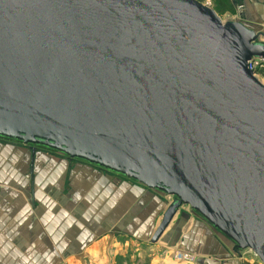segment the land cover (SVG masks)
<instances>
[{
  "label": "water",
  "instance_id": "95a60500",
  "mask_svg": "<svg viewBox=\"0 0 264 264\" xmlns=\"http://www.w3.org/2000/svg\"><path fill=\"white\" fill-rule=\"evenodd\" d=\"M243 12L0 0V140L170 198L151 245L187 208L264 264V85L248 69L264 30Z\"/></svg>",
  "mask_w": 264,
  "mask_h": 264
},
{
  "label": "crops",
  "instance_id": "0c3cea01",
  "mask_svg": "<svg viewBox=\"0 0 264 264\" xmlns=\"http://www.w3.org/2000/svg\"><path fill=\"white\" fill-rule=\"evenodd\" d=\"M231 6L236 13L242 7L254 22L264 17L262 2L231 0ZM2 144L0 153L12 154L2 160L13 166L0 174V264H189L175 261V251L193 255L190 264H261L248 252H235L187 208L151 245L160 221L149 227L162 197L90 166L85 174L67 166L65 174H38L33 167L40 154Z\"/></svg>",
  "mask_w": 264,
  "mask_h": 264
},
{
  "label": "rangeland",
  "instance_id": "374dc122",
  "mask_svg": "<svg viewBox=\"0 0 264 264\" xmlns=\"http://www.w3.org/2000/svg\"><path fill=\"white\" fill-rule=\"evenodd\" d=\"M197 1L208 6L211 9H213L215 11V13L218 14V16L221 18V20L223 22H227L228 20H241L239 17V14L236 13V9H234L231 6V0H197ZM255 20H256L255 23L251 22V23H248V25L250 27H254L255 29H257V27H258L259 29H261L263 31L264 25H262V23H260L259 19L255 18ZM261 41L264 43V37L261 38ZM258 74H259L258 80L260 82H262V84L264 85V69L260 70V72ZM4 142L6 143V145L11 144L8 141H4ZM7 146H10V145H7ZM19 148H22V147H19ZM35 152L40 154V155H37V158H39L38 164L36 163V165L33 167V171H36L38 174H65L64 172L67 171V170H65L67 167H69L68 172L72 170V174L73 173L74 174H85L82 171H85L84 170L85 167L88 166V165H86L84 163H80V162L66 161L61 155H58L56 153H53V152H50V151H47L44 149H36ZM20 153L22 155H24L21 151H20ZM8 155H12V154L8 153V152L0 153V161H1L0 162V174H4V172H3L4 167H8L11 169V167L13 166V164L11 165V164L5 163L4 160H2L3 157L7 158ZM19 155L15 152V154L13 156L16 159H18L20 157L23 160V157L21 155L20 156ZM59 159L64 160L63 162H67L68 165L63 164V162H58ZM82 166H84V168H82ZM96 171L100 174H105L102 171H99V170H96ZM115 181L117 183H120V180L118 178ZM163 200H164L163 204H160L158 206V208L156 209L155 214H154L155 216L151 220V226L149 227L150 230L151 229L153 230L155 228L157 223L160 221L161 216H162L165 208L171 202V199L168 197H163ZM148 217H150V214H148ZM133 242H135V241L133 240ZM248 253H250V255L252 254L250 251Z\"/></svg>",
  "mask_w": 264,
  "mask_h": 264
},
{
  "label": "built area",
  "instance_id": "2783aa9c",
  "mask_svg": "<svg viewBox=\"0 0 264 264\" xmlns=\"http://www.w3.org/2000/svg\"><path fill=\"white\" fill-rule=\"evenodd\" d=\"M248 69L258 78L260 70L264 69V59H252L248 62ZM173 259L178 262L194 263L195 257L183 251L173 252Z\"/></svg>",
  "mask_w": 264,
  "mask_h": 264
},
{
  "label": "flooded vegetation",
  "instance_id": "af4514ba",
  "mask_svg": "<svg viewBox=\"0 0 264 264\" xmlns=\"http://www.w3.org/2000/svg\"><path fill=\"white\" fill-rule=\"evenodd\" d=\"M0 143L2 144V143H4V145H6V143L3 141V140H0ZM3 145V144H2ZM10 145H15V144H10ZM23 149H26V148H23ZM27 150V149H26ZM28 151V150H27ZM36 151V150H35ZM30 152V151H29ZM32 155H33V153H31ZM34 154H36V152H34ZM75 162V161H74ZM103 172V171H102ZM103 173H105V174H110V173H106V172H103Z\"/></svg>",
  "mask_w": 264,
  "mask_h": 264
}]
</instances>
